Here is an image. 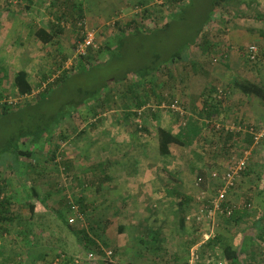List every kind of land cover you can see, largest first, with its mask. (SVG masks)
Listing matches in <instances>:
<instances>
[{
	"label": "rangeland",
	"instance_id": "obj_1",
	"mask_svg": "<svg viewBox=\"0 0 264 264\" xmlns=\"http://www.w3.org/2000/svg\"><path fill=\"white\" fill-rule=\"evenodd\" d=\"M100 1L105 4L107 0ZM100 1L97 3L96 0H31L28 4L26 0H0V68L5 72L0 88L3 96L0 100V109L4 103L12 106L8 115H0V153L5 143L9 142L20 129L36 127L45 115L49 117L62 111L66 113V118L60 126L54 124L57 128L55 127L50 136L35 141L29 138L22 140L19 149L30 152V156L20 155L17 168L2 164L5 157L0 154V180L4 181V194L9 198L10 216L14 219L6 227L0 226V264H49L52 258L59 254L73 257V264H100V261L107 258L105 253L108 251L112 252L108 259L114 263L120 261L125 264L128 258L120 251L129 245L128 237L139 238L144 233L141 220L137 222L135 216L129 213L131 210L126 208L142 200L156 209L164 206L158 204L157 200L174 202L177 198L175 194L163 198L161 193L162 189L174 185L173 179L167 177L166 173L170 172L171 175L175 167L189 172V164L205 166V162L215 155L229 160L224 167L227 170L234 159L245 151L250 153L245 171L246 174L250 172L248 174L250 176L246 182L242 181L238 187L236 185V194H233V197L242 205L247 204V199L250 205L259 208L264 206V143L259 147H257L259 144L254 146L251 143L245 150L242 144L237 145L238 148L225 145L229 148L225 153L221 141L223 131L228 128L233 129V132L243 133L249 127L248 134L256 136V141L261 142L264 138V127H260L259 124L248 125L239 120L225 122L226 125L224 123L214 125L210 122L212 127L194 147L178 148L166 158L158 154L156 132L158 122L175 132L180 127L182 114L190 118L195 117V113L198 112L196 109H199L203 102L199 95L210 87L216 88L217 92L231 91L232 87L225 85L229 82L220 80L222 75L249 76L252 72L263 70L264 51L259 53L261 56H258V59L250 60V56L244 54L243 49L239 50V53L242 52L240 61L229 60L232 63L226 64L225 61L228 60L222 58L224 51L218 45L220 35L211 34L212 31L216 33L217 29L229 23V20L222 16L226 6L222 4L211 12L209 8L211 0H194L192 5L182 12L185 24L189 26L191 21H195L194 16L196 19L207 17L203 20L204 29L211 32L209 39L214 40L213 49H208L210 44L192 46L188 54H185L188 58L183 63L171 67V78L167 75L166 67L161 68L158 75L163 79V84L162 87L161 84L156 85L154 93L160 95L161 91L163 102L159 103V98H155L153 92L148 90L149 101L147 106L140 110L144 113L141 117L124 121L123 115L128 111L123 113L121 108L112 106L111 110L99 117L101 122L97 123V128L90 130V124L98 118L93 117L91 109L74 110L73 102L78 100L80 92L101 88L105 81H113L121 75L126 67L136 65V61H143L140 58L143 55L135 59L136 54L132 52L125 60L114 58L107 60L105 53L98 50L120 29L119 27L131 21L140 23L142 19L144 20L142 17L144 9L149 10L148 13H151L159 26L167 19L170 10L167 0H151L140 7L135 3L144 0L124 2L111 0L112 3L107 2L106 6L109 8L106 7L105 10H99ZM72 2H78L88 16H83L79 20L73 12ZM180 16L183 15L180 13ZM196 21L192 24L196 25ZM242 21L246 22V27L259 24L253 19L247 21L242 18ZM156 23L151 19L144 20L140 27L143 33H147L156 28ZM40 26L48 30H56L57 27L61 29L54 43L47 45L37 43L32 32ZM87 31H93L95 37V48H92L88 61L98 59L100 62L106 60L111 62L99 67L84 69L78 67L74 72H70L72 65L76 68L79 61V56L75 54L76 44ZM156 36L141 43L142 53L145 54L143 58L146 60L144 63L150 62L151 48L156 46L163 50L174 38V43L177 39V49H180L181 42H184L182 40L189 38L190 35H185L183 31L180 32L174 27L172 38L168 33L165 35L161 32H157ZM156 39H159V42L156 43ZM20 68L28 70L29 81L33 87L31 94L22 98L17 96L13 87V77ZM61 76L66 78L57 85V79ZM152 78L155 76L150 75L149 79ZM127 85L125 82L118 84L116 95L119 96ZM48 87L51 89L42 94L40 101H37L40 93L48 90ZM153 113L157 114L158 121L154 120ZM135 125L146 128L149 134L141 131L140 135L136 132ZM55 150L56 156L52 159L51 154ZM120 156L127 159L119 162L118 166L124 165L122 169L129 177L141 171L152 177L149 192L144 193L141 190L142 192L135 194L134 191L132 193L130 191L139 189L127 188L128 194L124 193L122 197L117 193V188L111 187L109 159ZM252 160L255 169H251ZM63 161L67 162L68 167L62 165ZM213 167L214 162H209L207 172H213L210 170ZM195 172L197 174V171L192 169L189 173L192 187L185 197L199 204H196L198 213L207 198L214 194L215 183L206 177L205 188H202L198 185ZM95 174L98 175L97 179L94 177ZM175 181V184L179 183L177 178ZM180 186L181 184L179 189L182 187ZM31 187L36 190V197L32 196ZM238 188L241 192L237 191ZM202 189L206 190L208 195L197 201ZM29 205H33L35 209L34 217L30 220ZM165 210L169 215V211ZM41 213L42 219L36 217ZM136 214L139 215L138 211ZM215 218L216 221L220 219L219 216ZM210 223L213 221L204 219L199 226ZM168 228L172 231L170 225ZM149 229L154 231V227ZM81 230L87 231L88 237L98 248L91 246L90 251L81 244ZM207 233L204 230L200 235ZM143 239L148 247L157 245V242H152L153 240L148 242L149 237ZM90 253L95 254V260H86ZM253 261L256 263L255 259ZM181 263L183 264L182 261Z\"/></svg>",
	"mask_w": 264,
	"mask_h": 264
},
{
	"label": "trees",
	"instance_id": "obj_2",
	"mask_svg": "<svg viewBox=\"0 0 264 264\" xmlns=\"http://www.w3.org/2000/svg\"><path fill=\"white\" fill-rule=\"evenodd\" d=\"M28 3H31V0H26ZM151 0H144V1H137L135 3L136 6L140 7L142 4L149 3ZM226 0H211L210 3V11H215L218 7H220ZM194 0H167L168 7L170 8L167 19L163 20L162 25H158L154 17H152L151 13H148L149 10L144 9L142 13V17H144V20H152L154 23H156V28H153L151 31H148L147 33H143V30L141 29L140 25L143 23V19L139 22L137 21H131L127 25H123L122 27H119L120 29L109 37L108 41H106L103 45V47L98 50L100 53H105L107 56V60L110 59H126L127 55L132 52V54H136V58L138 59L140 55H143V48H142V42L146 39L153 38L156 36L157 32H161L163 34H167L171 37L172 31L174 27H177L179 31H183L185 35H190L189 38L182 40L184 42H181L180 49H177L178 44L176 43L177 39L174 43V38H172V43L169 44V46H165L164 49H159L158 47H153L149 50L150 62L144 63L145 58L140 57L143 59V61H136L134 62L136 65H131L129 67H126V70L119 76H117L113 81L107 80L104 82L103 86L98 89H92L89 91H82L79 94L78 100H76L74 103V110L77 109H91L93 111V117H97L98 119L90 124V130H95L97 128V123L101 122V118H99L104 112L111 110V107L114 106V108H121L120 110L124 113V111H128V113H125L123 115L124 121H130L132 118H139L144 113H141L140 110H142L144 107L147 106L149 101V96L147 91L151 90L154 94L155 98H159V103L163 102V95L161 91L159 92L160 95L154 93L155 86L158 84H163V79L158 75V72L161 68L166 67L167 69V75L169 78L172 77L171 73V67L176 66L178 64H181L188 58V56L185 57V54L190 50L192 46L195 45H209V50L213 49V43L209 39V33L205 31V23L204 18L207 19V17H202V19L197 18L194 16V20L196 21V25H193L192 22L195 23V21H191L189 26H186L185 24V18H184V12L185 9H187L189 6L192 5ZM72 8L73 12L76 13L78 19L83 18V10L82 6L79 5L78 2L74 3L72 2ZM142 9V8H141ZM183 15L182 17L180 16ZM192 18V15H191ZM209 18V17H208ZM192 26V27H191ZM61 32V29L59 27L55 29H46L45 27H38L33 30L32 35L36 40H38L41 44L47 45L54 43V41L57 39L59 33ZM158 37V35L156 36ZM81 39H83V35L81 36ZM80 39V40H81ZM155 40V39H154ZM159 42V39H156V43ZM174 43V44H173ZM172 47V48H171ZM92 53V48H89L88 54L86 56H79V61H77L78 65L75 68L74 65H72V68L70 72H74L75 69L78 67H81L84 69L85 67H99L104 66L107 62L111 61H104L100 62L98 59H95L94 61H88V57ZM188 54V53H187ZM186 54V55H187ZM258 54V53H257ZM224 55V54H223ZM222 55V58L224 56ZM257 56V55H256ZM256 57L253 59L255 60ZM189 60V59H188ZM224 60V59H223ZM251 60V59H250ZM155 76V78L149 79V76ZM179 74V77L182 78ZM5 78V72L2 68H0V88L1 84L3 82V79ZM66 77H59L57 79L56 84L58 85L62 81H64ZM125 82L128 85L126 86L125 90L118 96L117 93V85ZM231 84V85H230ZM227 86H233L238 92L243 94L244 96L248 97H255L259 99L261 102L264 103V86L259 85L255 82H252L244 77H238L234 80L232 83H225ZM13 87L14 90L19 97H27L32 92V84L29 81V75L26 71L20 70L15 73L13 77ZM225 88V86H224ZM51 88L48 87V90L45 92L40 93L39 97L37 98V101L40 99V96L42 94H46ZM208 89V88H207ZM105 90V91H104ZM161 90V88H160ZM208 91V92H207ZM206 92H201L199 95V98L202 99V101L206 102L204 106L202 107L200 112L195 113L197 116L196 119L186 117L184 114L180 117V127L178 129V132L174 133L172 129L164 127L160 122L157 124V146H158V154L162 158L170 157L171 156V149L172 148H190L197 143L198 140H200L206 131L210 130V122L213 119V116L211 117V114L209 113V109L211 108V102L215 100L213 94L215 95H222L224 92L219 91L217 92L216 88L210 87L209 90ZM222 97V96H221ZM3 99V96L1 94L0 89V100ZM158 100V99H157ZM40 101V100H39ZM221 101V99L219 100ZM72 103V104H73ZM205 105H207L205 108ZM12 109L11 105H8L7 103L2 104V107L0 109V115H8L9 110ZM183 113V112H181ZM66 116V113H63V111L57 114H53L49 117L46 115L42 117L41 123H39L36 127L24 130L20 129L18 133H16L9 142L5 143V146H3L1 150V155L4 156L2 164H8L13 166L14 168H17L18 166V158L20 155H26L30 156V152L27 151H21L19 149V144L22 142V140H25L27 138L32 139V141L35 140H41V138L45 136H50L51 133L57 128L54 126V124H57V126H60L64 122V118ZM154 120L158 121L157 114L153 113ZM209 120V122H208ZM185 123V124H183ZM53 125V128H52ZM136 132L143 131L146 134H149V131L146 128L139 127L135 125ZM56 127V128H55ZM247 131H244L243 133L233 132V130H225L223 131L224 136L221 137V141H223V148L225 153L228 152L229 148L225 145H230L232 148L237 147L238 144L241 143L243 150L248 149L251 143L253 145H258L261 142L256 141V137L248 134ZM140 134V133H139ZM141 135V134H140ZM242 150V151H243ZM256 150V149H254ZM253 150V151H254ZM58 153V152H57ZM52 159L56 156V150L52 152ZM67 162H62V165L64 167H68L66 164ZM39 165V164H38ZM100 168V165H99ZM99 171V170H98ZM246 173V172H244ZM98 174V173H97ZM167 177L174 180V175L166 173ZM209 176V177H208ZM208 176L205 175L203 171L200 169L197 170L196 177L198 179H201V187L205 188V182L206 177L210 179V173ZM94 177L97 179L98 175H94ZM197 179V180H198ZM31 194L32 196L36 197L37 192L34 189V187H31ZM175 194L176 200L173 202L177 205V208L180 210V225L183 227L184 223V211L183 206L185 199L186 201L190 198L185 197V195H182L178 191H167L166 197H169L170 195ZM174 195V196H175ZM188 203V201H187ZM246 203L244 204V207L246 208L250 203L246 199ZM224 206H230V204L227 202L224 204ZM29 213H30V219H33L34 217V207L33 205H29ZM237 213V209L232 211L231 215H223L227 217L228 219H235V214ZM221 216V215H217ZM36 217H40L42 219L43 215L42 213L37 215ZM62 219V218H61ZM262 221H264V215L261 217ZM13 217L10 216V203L9 198L5 196L4 194V181L0 180V226H7L8 224L13 222ZM63 221V219H62ZM64 222V221H63ZM211 222V221H210ZM75 231V230H74ZM82 233V240L81 244L85 246L88 250H92L91 246L97 247V244L91 240L88 235L87 231L81 230ZM262 234V241L264 242V231L261 232ZM212 243V240L207 244L210 245ZM258 248L261 250V246H258ZM248 249V248H247ZM213 251H217L220 256L224 258L229 264H251L247 261L246 258H241V251L239 249H233L231 245L228 244L227 241H223L221 237L217 238L216 243H214ZM1 254V252H0ZM198 260V259H197ZM196 260V262H197ZM73 257H68L65 254L56 255L49 264H73L74 262ZM100 264H115L110 259L104 258L102 261H100ZM188 264V263H187ZM195 264V263H193ZM262 264H264V260H262Z\"/></svg>",
	"mask_w": 264,
	"mask_h": 264
},
{
	"label": "crops",
	"instance_id": "obj_3",
	"mask_svg": "<svg viewBox=\"0 0 264 264\" xmlns=\"http://www.w3.org/2000/svg\"><path fill=\"white\" fill-rule=\"evenodd\" d=\"M98 1L96 0L97 3ZM107 2L112 3L111 0H107L105 4L103 3V5L100 1L99 10H105L106 7L109 8V6H106V4H108ZM122 2H124V0H122ZM223 5L226 6V11L224 14L222 13V16L227 18L226 20H229V23L224 27L217 29L216 33L215 31L214 33L213 31L212 33H208L220 35L218 45L224 51L223 56L225 60H228L225 61L226 64L232 63L229 60L240 61L242 52L239 53V50L243 49L244 54H248V47L252 45H255L258 48V54L256 56V59H258V56H261L259 53L264 51V0H226ZM83 16H88L84 10ZM242 18L247 21L253 19L259 24L246 27L247 24H245L246 22L242 21ZM211 39L212 38H210V40ZM36 41L38 44L40 43L38 40ZM211 42L215 44L213 39ZM20 70L26 71L29 75L27 69L20 68L17 70V72ZM224 76L225 75H222L220 77V80L224 82H231L233 84L236 78L244 77L252 82L264 86V69L259 72H252L249 76H233L234 79H232L233 77L231 75H228V77ZM231 87V91L226 92V90L222 95L219 94V96H214L215 100L211 102V108L209 109L211 117L213 116L211 122L214 125H218L219 123L225 124V122L228 121L233 122L239 120L248 125L259 124L260 127H264V103L255 97L244 96L233 86ZM218 98L221 99V101H219ZM216 101L217 103H215ZM205 103L206 102L204 101L201 102V106L199 105V109H196V111L200 112ZM207 105H205V108H207ZM196 117L197 116L195 115L193 118L196 119ZM176 132H178V130L174 133ZM262 143H264V138L257 147L261 146ZM238 145H241V143ZM176 149L178 148L175 147L171 149V155ZM214 157L207 160L205 162V166L198 167L196 164H192V166L189 164V172L181 171V168H173V172L171 174L174 175V185L161 190V193H163V198H165L166 193L169 190L173 192L178 191L183 195H187V193L190 191V188L192 187L190 185L189 179V173L192 169L195 171L200 169L205 173L206 176H208L209 171L207 172L206 170L207 165L209 162H214L215 167L210 170L213 172L223 173L225 170V164H228L229 160L224 159L223 156L220 155H215ZM126 159L127 158L123 156L109 159V176L112 182L111 187L117 188V193L121 194L122 197L124 196V193L128 194L129 190H127V188L139 189L138 191H130L131 193L134 191L135 194L142 191H144V193L149 192V190H151L150 188L152 183L150 178L152 177L146 174L145 171L138 172L133 177L126 175L125 171L122 169L124 165L120 167L118 166L120 164L119 162L126 161ZM252 162L253 160L250 163L251 169L254 168ZM161 172L163 173V169ZM245 174L246 173H243L241 175L237 183V187L242 181L246 182L250 176L248 175L250 172L246 175ZM175 177L179 181L178 184H175ZM211 182L215 183L212 180ZM180 184L182 186H180L181 189H179ZM237 191L241 192V189L238 188ZM235 192L236 188L231 191L227 197V202L229 204L240 206L237 209V213L235 214V219L230 220L227 217L221 215L219 216L220 219L218 218V221H216L215 218L213 223H210L209 225L204 224L201 226H199L200 223L192 222L188 219L190 215H193L198 211L197 207L199 204L193 201L187 200V203L185 199L183 206V211L185 212L183 227L180 225V210L177 208V205L170 200L165 202L161 201V199L160 201L157 200L158 204L161 203L164 206L167 202V206H165V208L164 206H161L158 209H156L155 206L152 207V205H147V203H145L146 201L143 200L130 204V206H127L128 208L126 209L131 210L129 213L132 216H135L134 218H136L135 220L137 222L141 220L140 222L144 233L141 234L139 238L137 236L128 237L129 245L126 246V249L120 251L124 257L128 258L126 262L124 261L125 264H182L181 261L183 264H187L189 263L192 253L194 252L196 253L198 259L197 262H194L195 264H229L224 258L219 257L220 254L217 251L212 250L218 237H221L223 241H227L228 244L230 243L229 245H231L233 249H239L241 251V258H246L250 263L253 261V259H255L257 264H262V260H264V247H262L264 242L261 241L262 239L260 237L262 236L261 232L264 231V221L261 219V217L264 215V206L263 208H259L255 205L249 204L250 208H245L244 204L242 205L241 203H238L239 201H235V197H233V194H236ZM156 204L154 203V205ZM165 209L169 211V215L165 213ZM137 211L139 215L136 214ZM139 217H141V219H139ZM147 222L148 224H145ZM128 225H130V223ZM169 225L172 227V231L169 230ZM151 227H154V231L153 229H149ZM204 230L208 233L201 236L200 234ZM143 237H149L148 242L153 240L152 242H157V245L154 244L151 247H148L144 244L145 242ZM211 240L212 243L207 245ZM115 242L117 243V241ZM123 242L125 243V241ZM258 246H261V250L258 248ZM120 247L121 246H119V248ZM256 263L253 261L251 264ZM115 264H122V262L119 261Z\"/></svg>",
	"mask_w": 264,
	"mask_h": 264
},
{
	"label": "built area",
	"instance_id": "obj_4",
	"mask_svg": "<svg viewBox=\"0 0 264 264\" xmlns=\"http://www.w3.org/2000/svg\"><path fill=\"white\" fill-rule=\"evenodd\" d=\"M95 37L93 31H87L83 33V39L77 42L75 48V54L77 56H86L88 54L89 48H95ZM248 55L250 59L253 60L257 53L258 48L255 45L248 47ZM233 130V129H227ZM240 130V129H238ZM256 137V136H255ZM257 139V138H256ZM249 154L245 151L240 157L233 160L230 167L223 173L211 172L210 180L215 182L214 194L207 198V201L202 205L198 213L189 216V220L192 222L200 223L204 219L213 221L217 215H231L232 211L238 209L240 206L235 204H230L229 206H224L227 203V197L231 191H233L241 177V175L246 171L248 167V157ZM198 185L201 183V179L197 180ZM208 192L204 189L200 190L197 197V201L206 198ZM247 207L250 208L248 205ZM107 258L112 256V252L108 251L105 253ZM96 256L90 253L86 260H95ZM197 260L196 253H192L188 264H193ZM77 262V261H76Z\"/></svg>",
	"mask_w": 264,
	"mask_h": 264
}]
</instances>
